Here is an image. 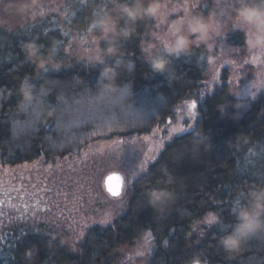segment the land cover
Segmentation results:
<instances>
[{"label":"trees","instance_id":"trees-1","mask_svg":"<svg viewBox=\"0 0 264 264\" xmlns=\"http://www.w3.org/2000/svg\"><path fill=\"white\" fill-rule=\"evenodd\" d=\"M80 1L81 6L76 12L70 8L64 22L70 34L90 32L103 38L102 30L93 27L96 19L109 14L119 21L117 34L104 39L101 51V59L111 58L107 65L114 73L111 78L103 76L97 63L55 62L53 49L61 40L60 29L45 32L37 28L39 23L8 29L0 24V159L5 166L41 157L62 158L99 140L147 134L172 118L206 79L203 45L197 50L191 44L178 55L146 51L154 32L153 16L133 22L119 11L134 0H86V6ZM212 3L202 0L206 7L199 8L201 16H208ZM236 3L238 8L241 0ZM239 35L238 44L243 45L244 34ZM29 46L42 47L44 57L33 63L25 51ZM44 58L58 67L44 73L40 68ZM160 61L166 62L169 71L155 69ZM25 78L34 89L30 94L43 106L41 118L27 129L23 126L33 120L34 112L25 105L21 91ZM52 82L65 84L58 90L66 102L63 127L45 115L60 103L58 92L38 95ZM198 112L195 129L171 142L134 183L127 211L112 225L92 227L73 245L45 224L14 220L0 227V264H193L196 260L200 264H264V239L259 236L249 238L238 250L227 251L220 244L237 223L229 205L237 207L240 198L242 206L252 200L253 193L264 191V93L241 110L225 82L207 96ZM201 137L205 143L194 153L192 148ZM178 150L185 153L179 159ZM152 193L165 195L153 204ZM221 209L224 222L232 225L230 230L204 222L209 216L220 220ZM141 244L147 245L148 255L134 258Z\"/></svg>","mask_w":264,"mask_h":264},{"label":"rangeland","instance_id":"rangeland-1","mask_svg":"<svg viewBox=\"0 0 264 264\" xmlns=\"http://www.w3.org/2000/svg\"><path fill=\"white\" fill-rule=\"evenodd\" d=\"M73 1L26 0L33 6L21 13L13 6L14 1L0 0V24L8 29L27 23H39L37 28L45 32L60 29L61 40L53 49L55 62L77 60L96 64V58L102 55L104 39L90 32L70 34L65 29L64 22L68 21L70 8L76 12V8L81 6L80 0ZM212 2L208 16L203 17L199 8L206 7V4L202 6V0H180L176 3L164 0L159 15L153 17L154 32L146 45L148 53L162 50L175 55V52L168 51L174 47V25H184L192 16L213 24L209 39L194 40L192 43L197 50L200 45L205 47L207 54L204 57L208 62L206 79L192 98L182 102L164 125H158L144 135L99 140L78 154L50 160L41 157L32 163L15 167L3 165L0 159V227L14 220L36 222L45 224L59 235L64 234L70 244L78 243L92 227H109L125 214L129 191L134 183L148 172L171 142L195 129L199 106L223 83L226 82L236 95L241 110L264 93V52L257 49L252 53L247 52L248 35L246 29L237 26L236 0ZM192 4L196 8H192ZM239 33L244 34L243 45L238 44L241 40ZM238 50L244 51L245 58L250 61L255 55L258 57L257 62L245 65L243 69L226 63L237 60ZM214 76L216 79H213ZM192 101H196V109L190 107ZM169 120L173 121L171 125L168 124ZM177 127L184 128L185 132H173ZM145 137L148 139L145 140ZM160 143L165 148H158ZM112 173L121 174L126 182L124 194L120 198L110 197L104 187L105 178ZM138 252H144V256L137 255ZM147 253V245L141 244L133 256L141 258Z\"/></svg>","mask_w":264,"mask_h":264},{"label":"clouds","instance_id":"clouds-1","mask_svg":"<svg viewBox=\"0 0 264 264\" xmlns=\"http://www.w3.org/2000/svg\"><path fill=\"white\" fill-rule=\"evenodd\" d=\"M18 12L23 13L25 10L31 8L33 4L20 0L18 4L13 5ZM162 8L159 0H134L132 5H121L119 11L126 16L130 21H137L143 19L144 16L157 17ZM237 26L246 29L248 39L251 38L252 45L261 52H264V0L258 2H250V0H241L236 9ZM99 29L104 33L106 38L109 35L117 34L118 23L117 18L106 14L99 17L95 21ZM213 24L198 16H192L185 22L184 25H174L172 37L174 41V50L184 52L194 43L193 37H198L200 41H205L210 38L209 31L213 29ZM30 55L35 54V47L29 46ZM109 53L113 52V48H109ZM157 64L163 68L166 67L165 61H160ZM109 68L103 69V72L108 71ZM102 72V74H103ZM237 223L232 230L225 235L221 240V246L227 250H233L230 245L235 243L237 246L241 245L246 239L250 238L255 233L264 229V191L252 194L251 204L249 206H240L235 213Z\"/></svg>","mask_w":264,"mask_h":264},{"label":"snow or ice","instance_id":"snow-or-ice-1","mask_svg":"<svg viewBox=\"0 0 264 264\" xmlns=\"http://www.w3.org/2000/svg\"><path fill=\"white\" fill-rule=\"evenodd\" d=\"M19 2H20V0H14L15 4H18ZM25 2H26V0H25ZM82 3L85 4V6H86V0H82ZM110 7H117V5H110ZM191 7L196 8V5L192 4ZM93 27L99 29V27L96 25V23H94ZM216 35H219V33H216ZM102 39L106 40V36L103 37ZM194 40L199 41V38L194 37ZM255 50H256V48L252 45L251 38L249 37L247 52L252 53ZM25 51H26V55H28L31 58L33 63H35L36 58L44 57V52H43L42 47L35 48V54H32V55H30L29 49H26ZM109 51L110 50H108V52ZM168 51L169 52H175L177 55L180 53L179 50H174L173 48H169ZM245 57H246V53L244 51H239V55L237 57V60L239 61V63H237V60L226 61V63H231L237 69H243L245 65H249L250 63H256L258 60V57H256L255 55L253 56L251 61ZM96 59H97V65H96L97 67H101L103 69L109 68V67H107V65L109 63H111L110 57H108L106 59H101L100 57H97ZM46 64L48 66H45ZM54 67H58V65L52 64L50 59H48V58H44L43 62L40 64V68L44 73H47L48 71H50L51 68H54ZM157 68L161 69V72L169 71L168 69L163 68L160 64H157ZM117 70H119V62H117ZM113 75H114V73H113L111 68H109L108 71L103 72V76L107 77V78H111ZM213 79H216V77L214 76ZM77 83H79V82L77 81ZM64 87H65V84L63 82H52L48 85H45L44 88L40 89L38 95L40 97H46L50 91L51 92H58V90H62ZM21 91H23V94H24L25 105L33 107V112H34L33 120L29 121L28 124L23 126V129H27V128H30L36 120H39L41 118L40 117V110L43 106L39 103L38 100H36L30 94L32 91H34V89L29 86L28 78H25V84L22 87ZM2 95H3V93H0V96H2ZM56 99L58 101H60V103L55 108H51L50 111H46L45 115L48 117H51L53 122H57L58 127H63L66 124V121H64V119H63V117L65 115L64 104L66 102L64 101V94L62 91L58 92ZM22 107H24V105H22ZM190 107L192 109H196L197 108L196 101H192ZM193 115H195V113H193ZM172 123H173V121H171V120L168 121L169 125H171ZM68 126L71 127L72 125H68ZM156 131H159V129H157ZM173 132L183 133V132H185V129L177 127V128L173 129ZM170 138H171V136H170ZM144 139L147 140L148 137H145ZM203 143H205V142L203 141V138L201 137L200 140L198 141V143L192 148V151L194 153L196 151H198L200 149L201 144H203ZM158 148L163 149V148H165V145L163 143H160L158 145ZM184 155H185V153L183 151L178 150L177 154H176V158L177 159L182 158ZM108 190H109V192H111V194L113 196H119L120 195L119 191L114 190L111 187H109ZM164 195H165L164 193H152V203L157 204L158 202H161L162 197H164ZM236 203H237V207H232L231 205H229L231 213L235 214L237 212L238 208L240 207V198H237ZM250 204H251V201H248L246 204H244V206H249ZM230 218L234 219V217H230ZM204 222L207 223L209 226H212L213 224H215L217 227H219L221 229L230 230L232 228L231 224H226L224 222L223 209H221V219L220 220H218L216 216H209L206 219V221H204ZM101 223H106V221H101ZM255 236H259L262 239H264V229H261L259 232L255 233L251 237H255ZM248 239H246L241 245H243ZM165 243H167V242L165 241ZM241 245L237 246L235 243H233L230 245V247L233 250H238ZM137 255L144 256V252H138ZM193 264H200V261L196 260L193 262Z\"/></svg>","mask_w":264,"mask_h":264},{"label":"water","instance_id":"water-1","mask_svg":"<svg viewBox=\"0 0 264 264\" xmlns=\"http://www.w3.org/2000/svg\"><path fill=\"white\" fill-rule=\"evenodd\" d=\"M125 179L124 177L119 173H112L108 175L104 180V187L107 192V194L112 198H120L125 191ZM109 187L113 188L114 190L119 191V196H113L111 192H109Z\"/></svg>","mask_w":264,"mask_h":264}]
</instances>
